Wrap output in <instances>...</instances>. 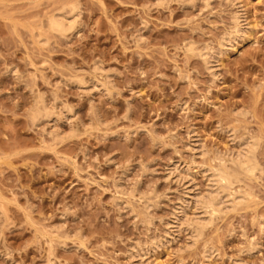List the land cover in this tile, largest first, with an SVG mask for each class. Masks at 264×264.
<instances>
[{"label": "rangeland", "instance_id": "rangeland-1", "mask_svg": "<svg viewBox=\"0 0 264 264\" xmlns=\"http://www.w3.org/2000/svg\"><path fill=\"white\" fill-rule=\"evenodd\" d=\"M0 264H264V0H0Z\"/></svg>", "mask_w": 264, "mask_h": 264}, {"label": "bare ground", "instance_id": "bare-ground-1", "mask_svg": "<svg viewBox=\"0 0 264 264\" xmlns=\"http://www.w3.org/2000/svg\"><path fill=\"white\" fill-rule=\"evenodd\" d=\"M79 7V6H78ZM76 9V8H75ZM74 9V10H75ZM73 9L71 10V12H73L74 11ZM60 12V11H59ZM58 13V12H57ZM64 14V13H63ZM62 13H60V14H55V16H51V19H50V28H51V30L53 31H57V33L58 32H60V33H62V35L63 34H65L66 32L65 31H70V28H72V26H73V24H75V22H73L74 20L73 19H76L75 17L76 16H74L73 15V19L72 18H70V17H66V16H64ZM72 14V13H71ZM76 14V13H75ZM67 15V14H66ZM70 15V14H69ZM70 16H72V15H70ZM235 19V21H238L239 20V17H235L234 18ZM237 23V22H236ZM74 27V26H73ZM73 31V30H72ZM65 32V33H64ZM188 45V44H187ZM187 47V46H186ZM189 47V46H188ZM192 47V46H191ZM190 47V48H191ZM189 48V49H190ZM201 53V52H200ZM206 54V55H205ZM204 54V52L203 53H201L200 55L202 56V57H204V55H205V57L208 55V52H206ZM208 57V56H207ZM208 58H206V64L208 65V63H209V61L207 60ZM46 109V108H45ZM250 144V145H249ZM248 144V146H247V149H246V151H244V148H243V152L241 151V153L239 152V154H237V156L235 157L234 156V158L231 160V159H229V160H231V161H233V163H232V165H234V167L236 168H239L238 170L239 171H242V173L243 174H246V173H249V172H253V171H256L255 170V168H258V166H257V163H256V160H255V157H254V159H253V161H252V158H251V156L252 155H250L252 152H253V143H249ZM255 145V144H254ZM256 148V147H255ZM253 154H254V152H253ZM218 157V156H217ZM219 158H220V156H219ZM225 159V158H224ZM219 160V159H218ZM221 160H222V158H221ZM223 161H225V160H223ZM220 163V164H219ZM218 163V165L220 166L221 164H222V166L219 168V166H216V167H213V166H211V168L208 170V171H211V182L213 183V188L214 189H212V191H210L211 193H209V195L207 196V198H205V201H203L204 200V198H202L203 200H201L202 202V204H203V208H205L204 210H206V207H211L210 209H212V208H216V207H218L217 205H219L220 204V202H218V204H217V200L220 198L219 196L220 195H222L221 194V191H228L226 188H228V187H230V185H232L234 182H240L241 181V178H239V175H242V173H240V172H238V170H236V169H234V167L231 169V167H229L228 165L226 166L225 164H226V161H225V163L223 162V163H221V161ZM256 164V165H255ZM257 166V167H256ZM172 168V167H171ZM170 168V169H171ZM176 168V167H175ZM169 169V170H170ZM259 170V169H258ZM170 172H171V170H170ZM169 172V173H170ZM172 172H173V169H172ZM254 173V172H253ZM250 174V173H249ZM248 174V175H249ZM247 175V174H246ZM240 180V181H239ZM118 185V184H117ZM211 190V189H210ZM230 190V189H229ZM224 193V192H223ZM229 193V195L228 196H230V193H232L231 191H229L228 192ZM227 195V192H225L223 195ZM232 195H233V193H232ZM238 195V194H237ZM234 197H236V196H234ZM238 197H239V195H238ZM241 197V196H240ZM225 198V197H224ZM223 199V198H222ZM236 199V198H235ZM234 199V200H235ZM220 200V199H219ZM238 200V199H237ZM236 200V201H237ZM242 199L240 198V200L239 201H241ZM245 200V199H244ZM221 201V200H220ZM238 201V202H239ZM200 203V204H201ZM236 203V202H235ZM201 204V205H202ZM233 204V203H232ZM200 205V206H201ZM216 206V207H215ZM202 207V206H201ZM200 207V208H201ZM233 207V206H232ZM216 209H218V208H216ZM213 211H215L214 209H212ZM218 211V210H217ZM214 213H216V212H214ZM204 222V221H203ZM201 223V222H200ZM201 224H203V223H201ZM135 247H137V246H135ZM139 247V246H138ZM145 247V246H144ZM134 250H137L138 251V248L136 249V248H133ZM140 249H142V248H140ZM132 255V254H131Z\"/></svg>", "mask_w": 264, "mask_h": 264}]
</instances>
